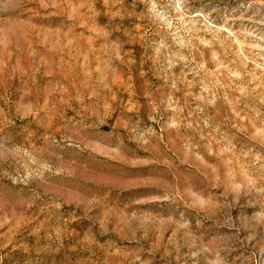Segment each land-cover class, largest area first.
Masks as SVG:
<instances>
[{"label": "rangeland", "instance_id": "obj_1", "mask_svg": "<svg viewBox=\"0 0 264 264\" xmlns=\"http://www.w3.org/2000/svg\"><path fill=\"white\" fill-rule=\"evenodd\" d=\"M0 264H264V0H0Z\"/></svg>", "mask_w": 264, "mask_h": 264}]
</instances>
